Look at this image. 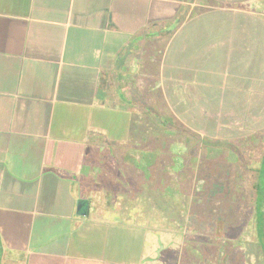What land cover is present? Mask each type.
<instances>
[{
  "label": "crops",
  "instance_id": "1",
  "mask_svg": "<svg viewBox=\"0 0 264 264\" xmlns=\"http://www.w3.org/2000/svg\"><path fill=\"white\" fill-rule=\"evenodd\" d=\"M204 55L221 69L197 70ZM200 84L213 98L195 108L184 96ZM139 91L161 118L192 109L194 124L252 131L264 119V0H0V264H155L143 225L103 217L138 179L100 160L133 120L147 124Z\"/></svg>",
  "mask_w": 264,
  "mask_h": 264
},
{
  "label": "rangeland",
  "instance_id": "2",
  "mask_svg": "<svg viewBox=\"0 0 264 264\" xmlns=\"http://www.w3.org/2000/svg\"><path fill=\"white\" fill-rule=\"evenodd\" d=\"M201 61L199 71L209 70L210 63L212 72L221 69L220 63L210 61V55ZM154 91L159 92L155 87L149 92L157 94ZM211 91L209 85H192L184 97L200 108L213 98ZM146 95L139 91L131 97L137 102V117L143 114L147 124L137 126L133 120L128 129L130 139L103 144L106 151L100 162L113 160V167L121 165L123 170V164L127 169L131 165L138 176L131 187L117 186L111 193L113 205L103 217L126 221L135 229L143 225L155 264H264V246L259 244L256 226L259 197L255 190L264 153V119L249 133L213 124L210 117L194 124L189 115L192 109L181 111L184 117L177 122L175 114L161 118L154 111H144L141 107ZM175 96L181 98L183 94ZM155 110L163 113L160 107ZM195 111L200 117L202 112ZM207 111L213 114V110ZM124 116L116 114L122 119ZM165 120L172 124L169 128L164 126ZM146 134L153 137L148 148ZM152 144L154 150H150ZM120 184L124 181H117L116 185ZM262 202L264 206V198Z\"/></svg>",
  "mask_w": 264,
  "mask_h": 264
},
{
  "label": "trees",
  "instance_id": "3",
  "mask_svg": "<svg viewBox=\"0 0 264 264\" xmlns=\"http://www.w3.org/2000/svg\"><path fill=\"white\" fill-rule=\"evenodd\" d=\"M167 125V124H166ZM170 127V126H167ZM214 146V145H213ZM259 172V177L258 180L255 184V190L257 193V196L259 197V204H258V208H256V226L258 231V237L260 238V246L263 247L264 246V206H263V198H264V153L262 156V161H261V168L258 170ZM261 174V175H260ZM257 197V198H258ZM256 229V231H257Z\"/></svg>",
  "mask_w": 264,
  "mask_h": 264
}]
</instances>
